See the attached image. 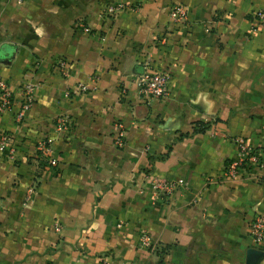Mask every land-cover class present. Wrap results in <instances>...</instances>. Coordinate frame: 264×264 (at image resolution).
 Instances as JSON below:
<instances>
[{
  "label": "crops",
  "instance_id": "obj_1",
  "mask_svg": "<svg viewBox=\"0 0 264 264\" xmlns=\"http://www.w3.org/2000/svg\"><path fill=\"white\" fill-rule=\"evenodd\" d=\"M258 10L264 0H0V79L14 99L0 130L15 148L0 153V264H264L249 233L264 215V169L220 180L235 138L264 142ZM143 71L169 76L168 98L138 94ZM25 83L34 102L18 122ZM59 116L71 122L62 136ZM198 122L209 129L194 133ZM46 139L53 167L37 151ZM146 173L182 187L154 201Z\"/></svg>",
  "mask_w": 264,
  "mask_h": 264
},
{
  "label": "built area",
  "instance_id": "obj_2",
  "mask_svg": "<svg viewBox=\"0 0 264 264\" xmlns=\"http://www.w3.org/2000/svg\"><path fill=\"white\" fill-rule=\"evenodd\" d=\"M125 6L122 4L110 5L106 7V12L108 17L113 18L115 15L121 11ZM170 20L175 24H182L187 20V11L183 6H173L170 9ZM253 29L257 30L258 28L264 27V12L255 11L253 13ZM79 27L84 33H89V29L83 24H79ZM59 71L62 75H66L67 63L64 60L59 61L58 63ZM136 86L138 94L142 96L146 101L150 102L153 100H164L169 97V76L166 73L161 72H148L143 71L136 76ZM35 85L32 83H25L20 92V109L16 115V120L21 122L25 113L31 108L34 102V92ZM94 86L89 88L87 85L79 84L76 88L78 93H86L87 91L94 90ZM69 92L66 93V96H69ZM14 105L13 93L8 86V84L0 79V117L4 114L10 113ZM71 122L65 116H59L55 119V131L58 135L62 136L68 132ZM118 129V134L115 139L116 145L118 147H123L124 137H123V128L122 125L116 123ZM234 142L237 146V156L235 160L230 161L224 170V173L221 177V181H233L236 180L239 176L241 170H246L250 166H255L258 168L264 169V164L261 161L260 152L261 149L264 150V142L262 146L257 148H252L247 144L243 138H235ZM52 140H43L39 142L37 151L40 154L41 158L46 160L47 165L53 167L56 165V160L52 158ZM0 153H7V156L11 159L14 158L15 148L11 144V139L8 135L3 133L0 130ZM43 159V160H44ZM148 186L152 191V196L154 201L157 199L161 201H166L170 194L182 187L181 182H169L165 179H160L149 175L146 173L145 176ZM34 187L29 188L28 190V199L33 195ZM249 233L252 238L253 243L264 249V215H258L253 218L250 226ZM139 246L146 248L148 250H153L155 244L152 243L150 237L145 231H141L139 234ZM101 264H110L108 260L102 261Z\"/></svg>",
  "mask_w": 264,
  "mask_h": 264
},
{
  "label": "trees",
  "instance_id": "obj_3",
  "mask_svg": "<svg viewBox=\"0 0 264 264\" xmlns=\"http://www.w3.org/2000/svg\"><path fill=\"white\" fill-rule=\"evenodd\" d=\"M209 127H210V124L209 123H200V122H198V123H196L195 125H194V130H193V132L194 133H196V132H204L205 130H207V129H209Z\"/></svg>",
  "mask_w": 264,
  "mask_h": 264
}]
</instances>
